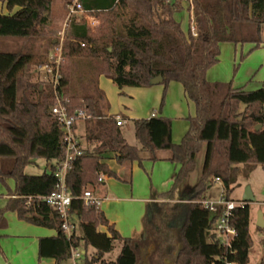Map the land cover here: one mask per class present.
<instances>
[{
  "label": "trees",
  "instance_id": "obj_1",
  "mask_svg": "<svg viewBox=\"0 0 264 264\" xmlns=\"http://www.w3.org/2000/svg\"><path fill=\"white\" fill-rule=\"evenodd\" d=\"M78 2L84 11L98 12L104 18L96 32L82 20L70 21L61 47L57 93L68 100L69 115L83 110L91 117L83 121L84 155L69 164L65 177L66 190L74 197L68 211L71 237L67 239L61 231L62 221L51 207L37 200L26 205L28 197L47 196L55 190L54 171L64 159V148L59 124L50 115L54 104L51 86L45 79L47 86L30 80L34 55L25 52L0 51V181H14L11 198L0 209V231L7 226L5 214L12 212L21 221L56 231L55 237L39 240V258L58 264L69 259L73 248L83 252V264H139L133 240L122 238L99 209L84 206L78 198L88 186H97L100 176L115 177L106 154L123 165L140 162L143 153L155 162L159 152H166V160L177 165L178 171L172 188L159 197L168 202L148 208L145 229L152 251L147 264H248L252 243L248 204L232 211L230 225L236 236L230 247H224L211 233L215 218L201 202L206 188L214 183L221 184L222 198L231 201L229 195L241 173L246 176L256 166L264 172V82L259 89L246 91L231 83H208L206 72L217 64L221 43L264 46V0H190L196 37L189 26L183 30L174 20V15L183 11L181 0ZM0 3L7 11L0 12V38L32 41L44 37L51 19V0ZM100 76L118 88L149 87L151 78L161 76L160 109L167 85L181 84L195 108L181 141L171 142L169 119L152 117L132 122L138 146L128 145L121 127L104 114L108 106L98 88ZM202 148L203 163L190 197L184 203H169L194 172ZM37 158L53 162L50 172L25 175L24 168ZM181 212H186V217H182L171 247L167 225ZM76 225L81 230L79 236ZM115 243L120 245L118 256L105 261ZM88 247L94 251L89 259Z\"/></svg>",
  "mask_w": 264,
  "mask_h": 264
},
{
  "label": "crops",
  "instance_id": "obj_2",
  "mask_svg": "<svg viewBox=\"0 0 264 264\" xmlns=\"http://www.w3.org/2000/svg\"><path fill=\"white\" fill-rule=\"evenodd\" d=\"M181 5L183 11L174 15V20L179 22L181 28L185 30L186 28L183 27V22H187V26H190L192 11L188 0H181ZM15 10H17V8L14 9V11ZM0 12L2 14H7L5 5L2 3H0ZM97 13L98 12H88L85 16L88 20L89 14ZM90 20L91 19H89V22ZM95 25H97V20L93 25L87 24L86 26L92 31ZM244 46H247V48ZM256 53H258V56L253 57ZM236 64L237 67H234ZM263 64V45L259 48H254V45L249 43L237 45L232 43H221L219 44L218 62L206 72V81L208 83L233 84L234 80H237L239 73L244 71L245 78L243 81L248 83L257 76L260 70H262ZM234 68H236L235 72L233 70ZM259 78V82L262 85L264 78ZM102 79L107 78L104 76L98 78V88L102 91L104 101L108 106L104 114L113 119L116 117L121 119V132L123 126L127 123L132 124L135 120H147L152 117L166 118L171 122V142L173 144H178L181 141L189 126L188 119L193 118L195 115L194 105L187 99L181 84L170 82L167 85L164 107L160 109L159 105L163 93V86L161 84L144 88H118L111 80L107 79L118 90V97L115 103L113 90L109 89L108 85L103 83ZM77 132L81 134H78L80 139L76 134ZM73 133L75 137L79 139L82 147H84L83 121H78V123L75 124ZM122 136L125 140L123 132ZM167 156L166 152H159L157 155L158 160L152 162L149 160L147 154L143 153L140 162L117 165L114 162V156L112 154H106V157H108L106 163L115 173V177H103L102 182L97 186H88L91 188L92 195L101 201L99 210L103 213L108 225L112 226L122 238L133 240L139 264H147V260L152 251V242L145 229L146 219L148 218V208L157 203L168 202L159 197L172 188L173 179L178 171L177 165L166 160ZM186 182L178 190L175 200L169 201V203L186 202V199L190 197L191 188L195 185H187ZM2 198H4V204L0 206V209L5 206L7 200L10 199L11 196L8 192L6 195L2 196ZM182 213L183 212L175 215L167 225L171 237V247L175 245L177 230L181 227ZM12 214L14 217H12L10 213L8 214V212L5 214L7 226L4 230L0 231L1 254L8 253L9 248H11V246H9L10 239L26 238L29 242L27 241L28 243L25 244L22 249L16 248V252L14 251V253H12L8 261L17 258L18 264H23V256L26 254L27 249L30 248V257L35 259V264H57L53 259L38 257L39 240L42 238L55 237L57 235L56 231L31 225L25 221L19 220L15 213ZM99 230L105 232L106 228L100 227ZM179 246L180 245L177 247V251ZM119 252L113 260L105 259L110 253L106 254L103 259L105 261H114ZM93 253L94 251L92 250L90 256ZM169 258H166L165 263L169 262ZM64 263L67 264L66 261L58 264ZM0 264L8 263L7 261H0Z\"/></svg>",
  "mask_w": 264,
  "mask_h": 264
},
{
  "label": "rangeland",
  "instance_id": "obj_3",
  "mask_svg": "<svg viewBox=\"0 0 264 264\" xmlns=\"http://www.w3.org/2000/svg\"><path fill=\"white\" fill-rule=\"evenodd\" d=\"M51 19L48 28L45 31V35L43 38L39 40H24L17 38H0V51L2 52H25L32 53L34 55L33 62L29 68V76H31L32 82L43 83L45 82V74L41 71V66L45 63L46 59L49 55L52 54L55 45L58 44L61 35L63 34V41L65 36L66 26L70 21L82 20L85 24H94L97 20V25L93 26L94 29L91 32H96L102 21L103 16L99 13L97 14H89L87 20L84 14L75 13L71 16V18L65 21L67 15V9L69 5L74 0H51ZM92 21V22H91ZM183 27L187 28V22H183ZM55 41L53 44L52 42ZM62 41V43H63ZM61 43V47H62ZM53 45V46H52ZM247 48V46H244ZM258 53L254 54L253 57H257ZM260 59V58H259ZM237 67V64L234 66ZM234 70V69H233ZM242 77V78H241ZM264 78V64L262 70H260L255 76L254 79L250 82H245L243 79L245 78L244 71L239 73L237 80H234L232 87L240 88L245 87L246 91H255L261 87L260 78ZM242 79V80H240ZM44 81V82H43ZM103 83L107 84L109 89L113 90V98L117 100L118 90L117 88L107 79H102ZM44 86H47L45 83ZM165 102V95H164ZM164 102L163 106L164 107ZM264 111V108H263ZM78 123V122H77ZM122 132L124 134L125 140L129 145L138 146L137 141L134 138L133 134V125L131 123H127L122 128ZM78 138L80 139L81 134L79 132L76 133ZM79 134V135H78ZM204 158V149H202L196 156V168L194 172L187 178V185H193L198 180L200 175L201 166ZM53 162H48L42 158L35 159L31 164L27 165L23 173L28 176H39L44 172L49 173L51 170V166ZM242 167V166H240ZM249 188L254 201L248 204L249 208V234L251 238V247L248 251V264H264V228L259 229L256 226V219L258 212L262 213L263 221H264V172L260 166H256V168L246 176L244 174H240L237 181V186L233 190V192L229 195V199L233 202H241L244 190ZM14 188V181L12 179H7L5 182L0 181V206L4 204V198L2 196L6 195L9 190L12 191ZM222 186L219 183H214L212 186H208L203 193V197L205 201L216 204L220 201L222 197ZM13 214L8 212V214ZM8 219V216H7ZM75 234L80 235L81 230L78 225L75 227ZM28 240L26 238H12L9 240V248L8 253L0 252V261H7L8 264H18L17 258L12 261H8V258L11 257L14 251L16 252V248L22 249L25 244H27ZM15 247V248H14ZM82 248V247H81ZM13 250V251H12ZM82 252V251H81ZM92 249L88 247L86 249V258L89 259L90 253ZM119 252V244L115 243L114 250L105 257V259L113 260L116 254ZM30 253V248L27 249L26 254H24L23 264H35V259H32ZM7 257V258H6ZM67 264H71V261L68 259ZM83 263V262H82ZM66 264V263H64Z\"/></svg>",
  "mask_w": 264,
  "mask_h": 264
},
{
  "label": "built area",
  "instance_id": "obj_4",
  "mask_svg": "<svg viewBox=\"0 0 264 264\" xmlns=\"http://www.w3.org/2000/svg\"><path fill=\"white\" fill-rule=\"evenodd\" d=\"M191 7V2L188 0ZM75 13L86 15L88 12L84 11L78 2L74 0L67 9V21ZM190 33L193 37H196V30L192 23L189 26ZM63 41V34L61 35L59 42L55 45L53 52L47 58L46 62L41 66V71L45 74L46 82L51 86L54 95V104L50 109V115L57 121L62 133V145L64 148V159L58 164L54 171V177L56 179L55 190L47 196L28 197L26 205L28 206L32 201H40L47 206L55 210L59 218L61 219V231H63L69 239L72 233V226L68 221V211L71 206L74 197L70 196L65 187V177L69 164L76 158L84 155L83 147L78 138L75 137L73 130L78 121L89 120L91 117L81 110L71 115L68 114L65 105L68 100L62 98L57 93V87L60 78V65L62 63L61 43ZM116 125L121 126L122 121L120 118H114ZM103 177L98 178V183H101ZM84 206L95 207L99 209L101 201L92 195L91 188L84 189L83 194L78 198ZM201 205L207 209L210 215L215 218L212 224L211 233L214 234L220 241V244L224 247H230L231 241L236 236L234 228L230 225V219L232 217V211L236 207H243L245 203L225 201L222 197L216 204L209 203L207 201L201 202ZM69 260L71 264H83V252L80 249L70 248ZM223 264H235L232 262L224 261Z\"/></svg>",
  "mask_w": 264,
  "mask_h": 264
},
{
  "label": "water",
  "instance_id": "obj_5",
  "mask_svg": "<svg viewBox=\"0 0 264 264\" xmlns=\"http://www.w3.org/2000/svg\"><path fill=\"white\" fill-rule=\"evenodd\" d=\"M55 43V41H53V44ZM162 77L161 76H156L154 78H151L150 81H149V85L150 86H153V85H158V84H161L162 82ZM260 128V125L256 127V130H258ZM241 201L245 204H249L251 202L254 201V198L252 196V193L250 191V189L247 187L245 190H244V193H243V196H242V199ZM184 219L186 217V212H183L182 215H181ZM256 226L259 228V229H263L264 228V221H263V217H262V213L261 212H258L257 214V219H256ZM180 249V246L178 248V251ZM177 251V252H178ZM177 254V253H176Z\"/></svg>",
  "mask_w": 264,
  "mask_h": 264
}]
</instances>
